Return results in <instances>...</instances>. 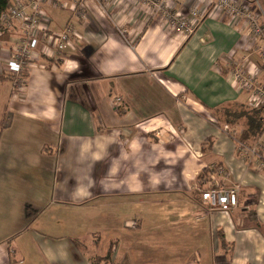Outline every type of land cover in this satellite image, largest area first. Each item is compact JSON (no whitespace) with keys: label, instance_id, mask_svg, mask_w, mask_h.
Instances as JSON below:
<instances>
[{"label":"crops","instance_id":"1","mask_svg":"<svg viewBox=\"0 0 264 264\" xmlns=\"http://www.w3.org/2000/svg\"><path fill=\"white\" fill-rule=\"evenodd\" d=\"M60 1L38 39L72 22V45L32 61L22 89L0 81V264H264V130L250 149L220 116L254 107L236 70L264 85L246 23L184 0L202 17L183 35L130 0H85V19ZM22 37H0L3 63ZM216 185L237 205L210 209Z\"/></svg>","mask_w":264,"mask_h":264},{"label":"built area","instance_id":"2","mask_svg":"<svg viewBox=\"0 0 264 264\" xmlns=\"http://www.w3.org/2000/svg\"><path fill=\"white\" fill-rule=\"evenodd\" d=\"M51 1L58 9H65V3L60 0H13L8 10L1 16L0 37L9 30L13 23L20 25L23 37L20 44L12 48L14 51L6 63L1 61L0 76L5 75L11 78L14 89H22L27 72L32 61L39 59L41 54L49 50L56 55H62L72 45L76 36L75 27L69 22L59 33H52L48 38V45H43L38 39L41 27L48 23L44 6ZM141 6L153 7L157 15L162 13L169 28L183 35H191L198 27L201 20V13L197 8H192L187 14L183 12L173 13L172 7L178 0H130ZM214 9L225 15L232 22L244 21L249 29L246 38L247 44L257 47L256 53L264 61V22L249 6L252 0H206ZM70 7L72 15L82 19L86 18L85 0H72ZM166 8V10L162 8ZM259 45V47H258ZM260 70L246 71L238 69L235 72L237 79L242 83L244 89L252 92L253 105L256 108L264 106V85L258 81ZM120 99H117L119 102ZM202 199L210 209H230L238 203L236 189L224 188L219 185L208 188Z\"/></svg>","mask_w":264,"mask_h":264},{"label":"trees","instance_id":"3","mask_svg":"<svg viewBox=\"0 0 264 264\" xmlns=\"http://www.w3.org/2000/svg\"><path fill=\"white\" fill-rule=\"evenodd\" d=\"M13 2V0H0V24H1V16L3 15V13H5L10 4ZM7 80H11V78L5 76V75H1L0 76V81H7ZM234 108H238V109H243L244 111L241 112L240 114H235L234 116H230L228 117L229 119L223 118L224 122L227 124H232V123H238L241 122V120H246L244 123V130L239 134L238 136V141L241 145L247 146L253 148V145L259 140L260 136L263 133L264 130V117H263V111L261 108H256V107H246V106H232V107H228L225 109H222L220 111V113L227 111L228 116L230 115V112L228 110L233 109ZM220 119V118H219ZM243 122V121H242ZM6 120L5 117H3V119L0 122V138H1V134L3 132V130H5L6 126H5ZM214 170L211 169H205L204 171H202L201 176L199 178V185L201 186V182H204L207 177H210L211 173H213ZM111 256H108V258L110 259ZM106 260H109V259ZM98 260V259H97Z\"/></svg>","mask_w":264,"mask_h":264},{"label":"rangeland","instance_id":"4","mask_svg":"<svg viewBox=\"0 0 264 264\" xmlns=\"http://www.w3.org/2000/svg\"><path fill=\"white\" fill-rule=\"evenodd\" d=\"M207 3V4H206ZM185 3H184V0H178V1H176L175 3H174V5H173V7H172V11H173V13L175 14V13H177V12H183L184 14H187L192 8H197L198 9V7H197V5L196 6H191L190 8H188L187 10H185L184 9V5ZM203 5H204V8L206 7V6H208L209 7V10L211 11V10H213V8H214V6L213 5H210L209 3H208V1H206V0H203ZM142 7H145V8H148L149 9V12H150V14L151 15H153L154 17H157V16H161L162 17V13H160V15H157V13L155 12V9L153 8V7H148V6H142ZM147 9V10H148ZM162 9H164V10H166V8H162ZM162 18H164V17H162ZM164 21H165V19H164ZM168 26H169V24H168ZM170 27V26H169ZM2 101V99L0 100V117H1V113H2V105H3V103L1 102ZM229 112H230V115L228 116V114H227V111H225V112H223L222 111V113H221V117H223V118H226V119H229L228 117H230V116H234L235 114L237 115V114H240L241 112H243L244 110L242 109H238V108H234L233 107V109H230V110H228ZM241 121H243V122H245L246 120H241Z\"/></svg>","mask_w":264,"mask_h":264}]
</instances>
